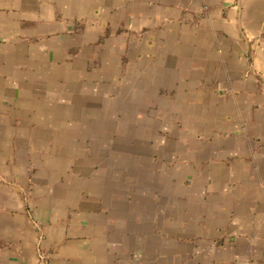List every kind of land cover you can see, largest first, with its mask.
Wrapping results in <instances>:
<instances>
[{
	"label": "crops",
	"instance_id": "1",
	"mask_svg": "<svg viewBox=\"0 0 264 264\" xmlns=\"http://www.w3.org/2000/svg\"><path fill=\"white\" fill-rule=\"evenodd\" d=\"M0 264H264V0H0Z\"/></svg>",
	"mask_w": 264,
	"mask_h": 264
}]
</instances>
